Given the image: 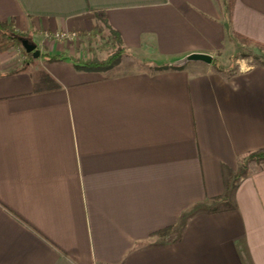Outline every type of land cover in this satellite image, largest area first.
Masks as SVG:
<instances>
[{
	"label": "crops",
	"instance_id": "1",
	"mask_svg": "<svg viewBox=\"0 0 264 264\" xmlns=\"http://www.w3.org/2000/svg\"><path fill=\"white\" fill-rule=\"evenodd\" d=\"M0 21L40 51L18 71L0 52V264H264V161L227 189L264 147V65L223 61L233 32L264 43V0L230 22L222 0H0ZM97 25L112 68L41 56Z\"/></svg>",
	"mask_w": 264,
	"mask_h": 264
},
{
	"label": "trees",
	"instance_id": "2",
	"mask_svg": "<svg viewBox=\"0 0 264 264\" xmlns=\"http://www.w3.org/2000/svg\"><path fill=\"white\" fill-rule=\"evenodd\" d=\"M222 2L224 5L225 16L227 20L230 22L234 0H222ZM95 15L98 16V13ZM110 33H111V38L117 43V46L115 47L113 52L108 54L104 59L99 60V59L87 58V59L81 60L73 55H69L65 53L41 54V56L44 55L47 61L68 60L72 63V65L76 69H80V70L105 71V70L112 68L114 65H116L120 61L121 55L123 53L119 34L114 30H110ZM233 35L242 44L254 45L259 50L264 52V43L251 39L249 37H246L237 32H233ZM20 37H30V34L16 30L13 22L11 21H0V52L3 53L11 47H17L21 50V56H22L21 66L20 68L17 69V71L24 69L28 63L33 61L31 53H27L22 47L19 41ZM234 57L235 56H233V58ZM260 63L264 65V61H261ZM211 64L213 67H215L218 70H224V67L216 59H212ZM151 67L155 70H164L168 68H172V69L182 68L181 65H175L172 63L152 64ZM42 76L48 77V79H50V77L47 76V74H43ZM53 86L58 87L57 84H53ZM250 161H256V162L264 161V147L254 150L242 158L239 170L235 174L229 176L228 178L227 189H230L232 187L234 180H237L242 176V174L245 172L247 165ZM211 209H215V208L211 207ZM168 230L169 228H166L165 230H160V231H157L156 233L163 234L167 232Z\"/></svg>",
	"mask_w": 264,
	"mask_h": 264
},
{
	"label": "rangeland",
	"instance_id": "3",
	"mask_svg": "<svg viewBox=\"0 0 264 264\" xmlns=\"http://www.w3.org/2000/svg\"><path fill=\"white\" fill-rule=\"evenodd\" d=\"M65 44L69 46L67 54L73 55L81 60L87 58L99 60L104 59L108 54L112 53L117 46V43L111 38V33L101 25H97V27L92 28L88 34H76L73 39L68 40ZM228 51L223 55V61L231 68L233 66L236 67V65H234V61L237 59L240 61L244 60L249 64L260 63L261 61H264V52L259 50L254 45L244 44L238 47L236 50ZM10 52L16 59L21 58V50L19 48L14 47V50H11ZM230 53L231 55L227 58V54ZM233 56L236 58H233ZM38 58L39 57L33 58V60L37 61ZM131 63L132 62H130V64ZM148 65V63H140L138 60H134L130 68H148ZM149 68L153 69L151 65Z\"/></svg>",
	"mask_w": 264,
	"mask_h": 264
},
{
	"label": "water",
	"instance_id": "4",
	"mask_svg": "<svg viewBox=\"0 0 264 264\" xmlns=\"http://www.w3.org/2000/svg\"><path fill=\"white\" fill-rule=\"evenodd\" d=\"M19 41L27 53H31L32 58H37L40 55L39 49L36 47L35 42L31 37H20ZM183 61H202L205 63H211L212 56L203 52H191L184 56Z\"/></svg>",
	"mask_w": 264,
	"mask_h": 264
},
{
	"label": "built area",
	"instance_id": "5",
	"mask_svg": "<svg viewBox=\"0 0 264 264\" xmlns=\"http://www.w3.org/2000/svg\"><path fill=\"white\" fill-rule=\"evenodd\" d=\"M53 37L59 40L68 41L70 39H73L75 37L74 32H55L53 33Z\"/></svg>",
	"mask_w": 264,
	"mask_h": 264
}]
</instances>
